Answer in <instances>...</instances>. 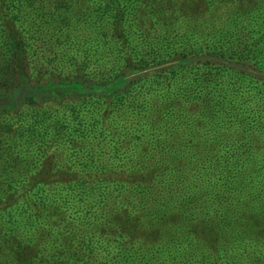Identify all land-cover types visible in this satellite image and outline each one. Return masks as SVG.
<instances>
[{"label": "trees", "instance_id": "obj_1", "mask_svg": "<svg viewBox=\"0 0 264 264\" xmlns=\"http://www.w3.org/2000/svg\"><path fill=\"white\" fill-rule=\"evenodd\" d=\"M0 264H264V0H0Z\"/></svg>", "mask_w": 264, "mask_h": 264}]
</instances>
